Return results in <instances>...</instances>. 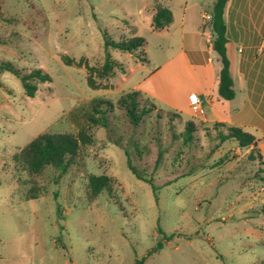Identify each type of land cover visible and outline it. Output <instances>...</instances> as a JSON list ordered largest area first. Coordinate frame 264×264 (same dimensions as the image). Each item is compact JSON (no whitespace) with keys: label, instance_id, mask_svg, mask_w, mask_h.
I'll return each instance as SVG.
<instances>
[{"label":"rangeland","instance_id":"374dc122","mask_svg":"<svg viewBox=\"0 0 264 264\" xmlns=\"http://www.w3.org/2000/svg\"><path fill=\"white\" fill-rule=\"evenodd\" d=\"M157 1L174 13L169 32L152 29L154 0H0V62L52 77L30 98L16 76L0 75V264H264V166L252 148L221 143L218 131L226 128L181 103L180 81L191 74L182 20L195 32L203 21L211 29L212 16L202 20L203 0ZM105 33L146 39V56L110 50L124 71L103 82L111 89L92 90L86 66L63 58L101 66ZM234 54L229 43L232 61ZM132 91L143 94L141 108L156 106L137 127L118 107ZM94 99L115 106L109 129H92L97 145L60 181L52 167L21 175L13 156L42 134H78L70 113ZM203 110L212 119L218 109ZM125 149L157 191L130 171ZM90 175L112 178V191L92 198ZM30 182L43 190L39 199H26Z\"/></svg>","mask_w":264,"mask_h":264},{"label":"trees","instance_id":"16d2710c","mask_svg":"<svg viewBox=\"0 0 264 264\" xmlns=\"http://www.w3.org/2000/svg\"><path fill=\"white\" fill-rule=\"evenodd\" d=\"M230 0H216L211 21V31L213 33L212 48L216 56L218 64L221 66L219 73V89L218 94L222 100L231 101L236 97L234 90V81L230 72V60L227 54V44L229 42L227 37V26L225 21V9ZM154 14L152 16L151 26L154 31L162 30L169 27L174 22L173 11L163 6L157 0H154ZM104 46L106 55L101 66H90L89 63L83 61L76 63L75 60L64 57L63 61L66 65H77L79 67L86 66L87 69V83L92 90L111 89L108 83L110 79L114 78L117 70L124 71L122 64L115 60L110 50H118L122 53L140 52L146 56L144 48L147 45L146 39L138 36L131 38H122L114 40L108 33L104 36ZM145 63L148 60L140 59ZM9 72L16 76L22 83L25 93L28 97L34 98L39 90V86L52 82V77L44 72L42 69H33L29 72L15 66L8 61L0 62V75ZM2 82L0 80V87ZM143 94L139 91H132L123 93L118 100V107L125 111V115L131 125L137 127L143 121L144 117L155 111L156 106L152 103L150 106H141V97ZM87 105H82L75 108L70 117L79 128L78 134L69 132L64 133H45L38 136L20 152L13 156V161L16 164L21 175H27L29 178L34 176H41L43 172L52 167L57 176L56 181H60L73 167L77 165L85 156L88 148L95 147L98 143L95 134L92 132L93 128L99 127L109 129L110 118L109 114L114 111V103L106 99H94ZM178 116V115H177ZM216 128H226L225 131H218V136L221 143L228 140H234L240 148H252L251 157H257L261 166H264L263 155L258 148V141L256 137L240 127L230 126L226 123H214ZM196 132V123L194 119L189 120L185 126V140L192 142L194 133ZM118 147H123L118 141L113 142ZM127 158V166L137 179L152 185L155 191L158 188L154 184V179L148 178L136 166L133 165L130 152L124 150ZM163 161V153L159 152L155 163V170H158ZM89 191L92 198H97L102 193H110L113 189L114 181L107 175L96 176L90 175ZM30 186L26 193L27 200L39 199L43 194V190L36 187L35 183H29ZM264 214V207H263ZM264 230V228H263ZM162 245L154 250H151L147 256L161 250ZM145 260L137 261L135 264H143Z\"/></svg>","mask_w":264,"mask_h":264},{"label":"crops","instance_id":"0c3cea01","mask_svg":"<svg viewBox=\"0 0 264 264\" xmlns=\"http://www.w3.org/2000/svg\"><path fill=\"white\" fill-rule=\"evenodd\" d=\"M202 2L203 9H206V12L201 13L203 20L206 15L212 16L216 0ZM224 17L229 40L227 54L229 43L235 51L234 60H229L236 97L225 101L218 94L221 66L212 48L214 36L211 29L204 28L203 21L198 24L197 31L188 32L184 17L181 28L185 47L189 49L183 50L182 55L191 74L180 81L181 103L191 109L190 95L196 93L202 109L209 111V108H214L220 113L210 111V117H214L211 119L203 110L200 120L226 123L244 131L255 129L258 136H254L264 159V0H230ZM162 30L169 32L170 27Z\"/></svg>","mask_w":264,"mask_h":264},{"label":"built area","instance_id":"2783aa9c","mask_svg":"<svg viewBox=\"0 0 264 264\" xmlns=\"http://www.w3.org/2000/svg\"><path fill=\"white\" fill-rule=\"evenodd\" d=\"M190 102H191V108L193 110H196V111L203 113L201 100H200L198 94H196V93L191 94L190 95Z\"/></svg>","mask_w":264,"mask_h":264}]
</instances>
